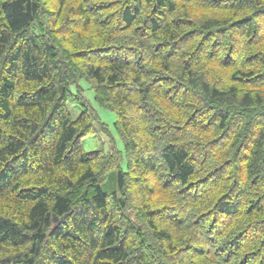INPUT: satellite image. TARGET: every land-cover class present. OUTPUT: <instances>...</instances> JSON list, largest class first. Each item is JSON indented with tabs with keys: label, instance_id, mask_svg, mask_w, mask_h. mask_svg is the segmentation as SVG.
I'll return each instance as SVG.
<instances>
[{
	"label": "trees",
	"instance_id": "16d2710c",
	"mask_svg": "<svg viewBox=\"0 0 264 264\" xmlns=\"http://www.w3.org/2000/svg\"><path fill=\"white\" fill-rule=\"evenodd\" d=\"M0 264H264V0H0Z\"/></svg>",
	"mask_w": 264,
	"mask_h": 264
},
{
	"label": "rangeland",
	"instance_id": "374dc122",
	"mask_svg": "<svg viewBox=\"0 0 264 264\" xmlns=\"http://www.w3.org/2000/svg\"><path fill=\"white\" fill-rule=\"evenodd\" d=\"M86 96L89 98V100L91 99L95 107V110L97 111V114L100 118V121L104 123L107 126L106 127L107 130H109V132L113 134V123L115 120L114 114L105 109H101L96 104H94L92 100L93 94L91 90H88L86 92ZM67 110L73 119L76 118L81 111L79 106L76 105L73 101L67 102ZM95 127H96V133L93 136L84 137L81 140V146L83 150L86 152L94 151V150H104L109 148V146H107L109 145L107 133L104 131L103 128L99 127L98 129L97 125H95ZM117 146L119 147V144Z\"/></svg>",
	"mask_w": 264,
	"mask_h": 264
},
{
	"label": "water",
	"instance_id": "95a60500",
	"mask_svg": "<svg viewBox=\"0 0 264 264\" xmlns=\"http://www.w3.org/2000/svg\"><path fill=\"white\" fill-rule=\"evenodd\" d=\"M53 222L58 223L59 221L55 217H53Z\"/></svg>",
	"mask_w": 264,
	"mask_h": 264
}]
</instances>
